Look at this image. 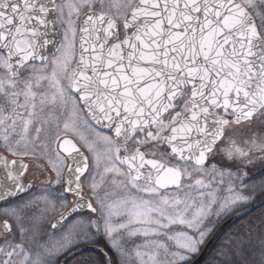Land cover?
<instances>
[{
    "label": "snow or ice",
    "instance_id": "1",
    "mask_svg": "<svg viewBox=\"0 0 264 264\" xmlns=\"http://www.w3.org/2000/svg\"><path fill=\"white\" fill-rule=\"evenodd\" d=\"M26 159L55 174L27 199ZM257 161L264 0H0V264H192L264 197L243 183ZM258 227L264 212L209 264H264Z\"/></svg>",
    "mask_w": 264,
    "mask_h": 264
},
{
    "label": "rangeland",
    "instance_id": "2",
    "mask_svg": "<svg viewBox=\"0 0 264 264\" xmlns=\"http://www.w3.org/2000/svg\"><path fill=\"white\" fill-rule=\"evenodd\" d=\"M233 135L236 137L237 142L240 143L241 146H244L243 141H244V139L246 138V136H247L248 134H247V133L241 134L240 132H235ZM70 137L73 138L71 135H70L68 138H70ZM82 148H83V147H82ZM83 150H85V153H86V154H89V153L87 152L86 149L83 148ZM142 150H143V149H142ZM121 154L123 155V153H121ZM11 158H12V157L9 156V159H11ZM214 159L217 160V161H219V160L221 159V157H220V156H216ZM25 162H26V163H29L30 167H29V172L24 176V181H25V183L31 182L32 184L35 185V191L33 192V194H32L31 196H33V195H41V194H42L41 191H40L41 188L47 186L46 184H44V181H46V180L48 179L49 175H51L52 178H54V175H55V174L49 172V170H48V168H47V165L45 164L44 161H39V163L45 165L43 169L37 168V167L35 166V164L37 163V161H33V160H30V159H26ZM259 163H260L261 165H260ZM229 167H232L233 171L236 170L234 166L229 165ZM261 168H262V169H261ZM244 171H246V172L248 173V175H247L246 177H243V183H244V184H251V183H253V182L258 183L262 178H260V179H256V177H257V175H260V174L264 171V163H261V162L257 161L254 165L249 166V167H247L246 169H244ZM257 171H258V172H257ZM263 179H264V178H263ZM237 183H239V181H237ZM58 187H59V186L54 187L53 190H54V191L58 190ZM217 187L220 188V194H221V195H226V194H227L224 185H217ZM85 190H86V192L88 193L87 188H85ZM241 190L246 191L245 189H243V186H241ZM117 191H118V190H117ZM121 194H122V193H121ZM88 195H89V193H88ZM31 196H30V197H31ZM261 198H263V197H259L258 199H261ZM258 199H257V200H258ZM94 203H95V201H94ZM263 208H264V207H263ZM241 209H242V208H241ZM261 209H262V208H261ZM239 210H240V209H239ZM239 210H238V211H239ZM258 211H259V210H258ZM258 211L254 212L253 214L258 213ZM253 214H252V215H253ZM232 215H233V214H232ZM230 216H231V215H229V216H227V217L221 219V220L219 221V223L217 224V226H216V228H215V231H216V229L218 228V226H219L224 220H226V219H227L228 217H230ZM250 216H251V215H250ZM260 217H261V215H260ZM66 222H67V221H66ZM66 222H64L65 225H67L69 221H68L67 223H66ZM13 226H14V227H13V230H15V224H14V222H13ZM25 226H27V225H25ZM45 227H47V225H46ZM215 231L212 232V234L208 237V240H209L210 237L215 233ZM56 235L59 236V232H57ZM98 239H99V240H103V241L107 244V247H108V242H107L106 239H104L103 236L98 237ZM208 240H207V241H208ZM41 242H43V240H42ZM142 242H143V238H142V237H135V238H133L132 240L128 241L126 246H127L129 249H132V248L134 247L135 244H140V243H142ZM206 243H207V242H206ZM206 243L204 244V246L206 245ZM204 246L202 247V249L204 248ZM202 249H201V251H202ZM63 257H64V256H63ZM63 257H61L60 260H61ZM75 260H79V259L77 258V259H75ZM75 260H74V261H75ZM133 260H134V264H135V258H133ZM74 261H73V262H74ZM71 264H72V263H71ZM73 264H75V263H73Z\"/></svg>",
    "mask_w": 264,
    "mask_h": 264
},
{
    "label": "water",
    "instance_id": "3",
    "mask_svg": "<svg viewBox=\"0 0 264 264\" xmlns=\"http://www.w3.org/2000/svg\"><path fill=\"white\" fill-rule=\"evenodd\" d=\"M59 31H60V29L58 26L57 27V34H53L52 39L57 40V41L62 39V37L58 34ZM53 53H55V47L52 45H49L46 54L51 55ZM97 127H99L102 131L112 135L111 130L107 129L106 127H101V126H97ZM262 207H264V197L257 200L254 204H250L249 206H247V208H243V209L237 211L236 213H234L233 215L228 217L226 220H224L220 224V226L216 229L215 233L208 240V242L204 246L203 250L201 251L199 256L192 262V264H204L207 257L211 253L213 247L218 243V241L222 238V236L230 228H232L235 224H237L238 222H240L244 218L248 217L249 215L253 214L255 211L259 210ZM85 211H88V210L84 209L83 212H85ZM241 213H244V215L241 216ZM76 251H77V249L73 250L72 252H76ZM88 253H94V254L100 256L99 251L96 250L94 248V246H87V250H86L85 254H88ZM77 257H79V256H77ZM73 260H75V259H73L71 253H69L61 260L60 264H70Z\"/></svg>",
    "mask_w": 264,
    "mask_h": 264
},
{
    "label": "trees",
    "instance_id": "4",
    "mask_svg": "<svg viewBox=\"0 0 264 264\" xmlns=\"http://www.w3.org/2000/svg\"><path fill=\"white\" fill-rule=\"evenodd\" d=\"M263 175V174H262ZM264 212V208L260 209L258 211V213H255L249 217H247L246 219H244L243 221L239 222L238 224H236L235 226H233L224 236L223 238L214 246V248L212 249L211 253L209 254V256L207 257V260L204 264H209V262L212 260V258L216 255L217 250L227 244L229 238L233 235V233L237 230L240 229L241 226L248 222L249 220H252L254 223H258L259 219H260V215L261 213ZM264 235V232L261 231L260 227L257 228V230L253 233V238L252 240L248 241V243L246 244V247H258L259 245V241L261 236ZM99 246L103 247L106 251L108 250L107 244L103 241L100 240V244ZM90 256H96V255H92V254H87ZM99 257V256H96ZM80 259V257L78 258ZM77 260H75L73 263L76 264Z\"/></svg>",
    "mask_w": 264,
    "mask_h": 264
},
{
    "label": "flooded vegetation",
    "instance_id": "5",
    "mask_svg": "<svg viewBox=\"0 0 264 264\" xmlns=\"http://www.w3.org/2000/svg\"><path fill=\"white\" fill-rule=\"evenodd\" d=\"M215 158V157H214ZM213 158V159H214ZM70 163H71V161H69ZM260 164V163H259ZM261 165V164H260ZM262 169V168H261ZM25 184H27V183H25ZM35 191V185L33 184V188H32V190H31V192L30 193H28L27 195H25V196H23V198H25V199H27V198H29L32 194H33V192ZM85 195L86 196H88V193L86 192V190H85ZM71 199H75V197H70ZM93 203H94V201H93ZM89 213H82V215H88ZM72 219V218H71ZM71 219H69V220H71ZM68 222V221H67ZM66 222V223H67ZM14 227V226H13ZM15 231V230H14Z\"/></svg>",
    "mask_w": 264,
    "mask_h": 264
}]
</instances>
